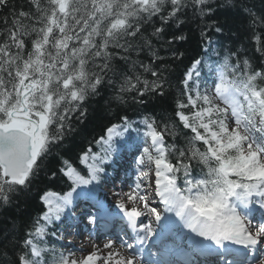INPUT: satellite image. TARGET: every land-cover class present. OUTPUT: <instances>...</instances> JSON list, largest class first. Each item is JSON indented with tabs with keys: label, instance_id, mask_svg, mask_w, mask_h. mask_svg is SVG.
I'll use <instances>...</instances> for the list:
<instances>
[{
	"label": "snow or ice",
	"instance_id": "snow-or-ice-1",
	"mask_svg": "<svg viewBox=\"0 0 264 264\" xmlns=\"http://www.w3.org/2000/svg\"><path fill=\"white\" fill-rule=\"evenodd\" d=\"M213 4L27 0L25 10L0 0V202L30 187L43 160L71 130L73 115L82 119L86 101L104 86H112L111 101L119 105L164 96L167 79L153 39L170 21L183 23L190 9L203 21L215 11ZM241 11L251 26L264 24L254 9ZM154 20L161 26L148 33L146 25ZM216 24L201 29L205 56L184 74L174 118L123 116L95 141L97 151L89 146L80 153L81 168L61 158L59 172L70 190L41 197L46 210L22 241L5 237L0 264H113L114 256V264H264V70L236 53L221 55L207 35L223 34ZM256 51L264 56V49ZM123 146L133 150L135 179L131 191L114 195L119 219L134 234V243L121 237L130 255L92 253L75 260L49 247L47 237L56 236L52 229L70 212L73 193L99 184ZM150 197L158 198L163 214ZM98 213L107 210L100 206ZM97 219L89 213L91 223Z\"/></svg>",
	"mask_w": 264,
	"mask_h": 264
},
{
	"label": "trees",
	"instance_id": "trees-1",
	"mask_svg": "<svg viewBox=\"0 0 264 264\" xmlns=\"http://www.w3.org/2000/svg\"><path fill=\"white\" fill-rule=\"evenodd\" d=\"M13 3L17 7L23 5L27 10V0H13ZM245 6L264 17V0H232L231 4L228 0H214L215 11L212 15L204 17L203 21L193 15L190 9L182 17L183 23L175 24L170 21L164 25L161 38L153 39L154 47L162 57L156 63L167 79L164 96H146L145 104H137L129 99L127 104L119 105L111 101L113 88L106 85L99 96L87 100L84 105L87 109L86 115L82 119L76 118L78 113L73 115L71 130L65 132L63 141L43 160L39 174L32 180L30 187L19 194L10 193L7 204L0 202V246L6 236L22 241L43 209L39 202L40 194L47 189L60 190L67 183L59 172L61 158L71 163L76 159L77 164L80 153L93 145L98 136L113 123L119 122L123 116L132 118L151 115L158 122L174 118L175 100L181 90L184 74L194 60L205 56V37L201 36L205 23L211 28L212 21L215 20L216 26L224 28L223 34L207 32L214 42L213 46L217 47L221 55L236 53V57L250 60L254 69L264 70V56L256 51L258 46L264 49V24L251 26L250 18L241 11ZM153 25L161 26L158 20H154L152 24L146 25L148 33L153 30ZM181 36L184 38L178 39ZM257 36L258 43L255 40ZM141 58H144L143 54ZM115 63L119 68L120 62ZM177 139L182 143L180 137ZM11 247L12 245H9V248Z\"/></svg>",
	"mask_w": 264,
	"mask_h": 264
},
{
	"label": "rangeland",
	"instance_id": "rangeland-1",
	"mask_svg": "<svg viewBox=\"0 0 264 264\" xmlns=\"http://www.w3.org/2000/svg\"><path fill=\"white\" fill-rule=\"evenodd\" d=\"M66 238V237H65ZM64 238V239H65ZM74 238V237H73ZM82 240V243L81 245H78L79 247L83 248L85 247V249L81 250L80 253L79 252H76L74 253L73 257H71L70 259H75V260H83L85 259L89 254H92V253H95V254H98L100 255L101 257H107L108 253L106 252H102L101 249L99 248L98 250H95L94 246H93V243H88V236H86V238L84 236H82L81 238ZM77 250H79V248H77ZM104 253V254H103ZM129 256V255H127ZM83 257V258H82ZM101 261V260H100ZM98 261L97 263L100 264V263H104L103 261ZM115 262V259H113V264Z\"/></svg>",
	"mask_w": 264,
	"mask_h": 264
},
{
	"label": "bare ground",
	"instance_id": "bare-ground-1",
	"mask_svg": "<svg viewBox=\"0 0 264 264\" xmlns=\"http://www.w3.org/2000/svg\"><path fill=\"white\" fill-rule=\"evenodd\" d=\"M100 244H101V245L103 244V241H102V240H100ZM103 264H105V262H104Z\"/></svg>",
	"mask_w": 264,
	"mask_h": 264
}]
</instances>
